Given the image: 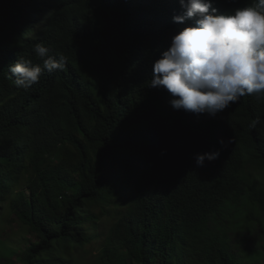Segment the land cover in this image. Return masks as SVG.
<instances>
[{"label":"trees","instance_id":"obj_1","mask_svg":"<svg viewBox=\"0 0 264 264\" xmlns=\"http://www.w3.org/2000/svg\"><path fill=\"white\" fill-rule=\"evenodd\" d=\"M181 12L179 0H0V233L20 227L0 262L264 261V125L250 126L264 98L198 117L150 87ZM37 43L65 67L17 88L8 67L42 66Z\"/></svg>","mask_w":264,"mask_h":264},{"label":"clouds","instance_id":"obj_2","mask_svg":"<svg viewBox=\"0 0 264 264\" xmlns=\"http://www.w3.org/2000/svg\"><path fill=\"white\" fill-rule=\"evenodd\" d=\"M179 4L182 12L173 22L183 27L153 62L150 87L166 90L174 110L198 117L215 118L244 96L264 98V0L230 14L221 13L213 0H179ZM33 51L42 66L18 56L8 67L17 88L28 90L44 71L51 74L65 67L66 57H51L43 43L35 44ZM257 125H264L259 115L250 126ZM231 142L221 138V149L197 154L196 166L216 161Z\"/></svg>","mask_w":264,"mask_h":264},{"label":"rangeland","instance_id":"obj_3","mask_svg":"<svg viewBox=\"0 0 264 264\" xmlns=\"http://www.w3.org/2000/svg\"><path fill=\"white\" fill-rule=\"evenodd\" d=\"M19 229H20V227H19V225L17 223L12 224V225L11 224L7 225L5 232L4 233H0V242H5L6 241L7 243H13V242H11V240H9V237L13 236L14 233L12 231H15V233L19 234ZM19 237L20 236H17V237L14 236V237H12V239L13 238H19ZM31 238H33V237H31ZM261 245H263V247H264V243L263 242H261ZM0 264H20V263H19V261L17 260L16 257H13L12 260H6V259L2 260L0 262ZM261 264H264V261Z\"/></svg>","mask_w":264,"mask_h":264}]
</instances>
